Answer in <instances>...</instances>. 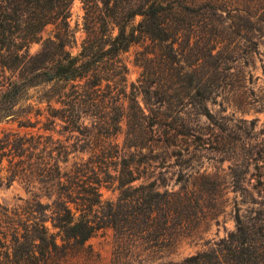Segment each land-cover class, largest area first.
<instances>
[{
  "label": "trees",
  "instance_id": "16d2710c",
  "mask_svg": "<svg viewBox=\"0 0 264 264\" xmlns=\"http://www.w3.org/2000/svg\"><path fill=\"white\" fill-rule=\"evenodd\" d=\"M89 1L84 0L87 36L78 54L73 55L66 49L72 36L68 24L62 28L56 23L54 34L42 39L36 35L45 23L55 22V13L46 14L44 6L53 3L66 5L68 0H0V65L17 70L14 78L0 80V122L18 117L16 107L28 87L75 81L82 77L87 78L89 86L100 87L102 80L109 78L98 72L97 63L106 58L120 61L117 56L120 51L145 38L157 43L162 50L158 66L150 58L144 64L145 69L154 73L155 67L167 68L168 63L171 67L175 65V83L182 89H189L186 95L195 89L199 95L196 111L211 122L213 114L207 103L212 94H217L218 88H224L225 84L235 85L236 81L232 80L231 76L235 73L230 70L236 60L238 45L231 44L230 36L239 35L243 29L250 30L256 26L255 22L264 21V13L256 15L247 2L242 1L97 0L100 4L95 10ZM191 1L195 4L191 5ZM259 3L264 5V0ZM186 14L194 18H187ZM232 17L241 19V22L227 23ZM256 28L264 33L263 25L259 24ZM190 35L202 38V45L196 46L197 40H191ZM34 40H41L40 49L29 53L28 46ZM262 42L253 40L249 48L255 49ZM203 56L208 58L207 63L212 68L209 79L215 81L214 88L206 83L201 85L203 74L198 68ZM220 69L225 70L223 75ZM72 85L75 89L71 93L55 90L47 94L48 99L53 95L59 98L61 95L66 98L72 95L71 100L62 99L64 108L50 111V115L60 118L66 130L83 134L80 114L70 110L80 104L79 95L80 98L83 95L87 97L89 92L87 89L79 91L74 82ZM106 107L110 109L108 121L102 120L101 128L107 136H112L120 126L118 108ZM94 115L98 119L105 117L102 113ZM18 125L33 126L22 120L18 121ZM42 128L50 130L47 122H43ZM137 131L134 128L131 146L140 147L135 134ZM164 134L169 141V138L192 133H187L179 125L165 130ZM46 140L49 144L45 143ZM92 143L93 140L89 141L86 147L90 148ZM84 148L79 142L65 143L43 133L29 138L16 132H3L0 137V164L5 157L9 172L6 179L18 176L30 183L36 181L42 185L49 199L42 203L32 198L20 212L0 205L6 219L0 231V244L6 249V257L10 251H17L19 260L36 264L45 262L67 247L83 245L104 227H112L122 237L150 244L160 240L168 249L183 238L193 239L194 235L189 230L192 219L185 217L183 220L189 225L182 226L176 214L180 205L185 210L199 205V195L195 191L183 187L176 191H161L153 180L134 184L139 180V174L126 164L118 167L112 175L109 171L111 164L107 160L110 155L104 152L105 149L99 153L91 151L86 160L73 159L69 162L70 154L82 152ZM108 178L116 182V200L101 199L100 188L109 182ZM47 221H50V226ZM172 221H175L174 225ZM235 222V230L215 242L214 248L197 251L179 261L155 264H262L264 257L261 249L264 246L260 243L261 239L251 237V228L239 214L235 215ZM176 226L180 230H176Z\"/></svg>",
  "mask_w": 264,
  "mask_h": 264
},
{
  "label": "rangeland",
  "instance_id": "374dc122",
  "mask_svg": "<svg viewBox=\"0 0 264 264\" xmlns=\"http://www.w3.org/2000/svg\"><path fill=\"white\" fill-rule=\"evenodd\" d=\"M200 1L194 0L195 3ZM233 1L247 2L256 15L264 13V5L259 3L262 0ZM89 3L93 10L100 4L97 0H90ZM189 3L195 4L192 1ZM55 4L44 6L46 14L55 13V22L45 23L36 31V35L42 39L54 34L56 23L62 28L68 24L72 36L68 39L66 49L76 55L87 36L86 4L84 0H68L66 5ZM185 17L194 18L187 14ZM234 21L241 22V19L232 17L227 23ZM254 24L256 26L250 30L243 29L239 35L230 36L231 44L238 45L236 60L230 70L235 73L231 76L232 80L236 81L235 85L225 84L224 88H218L217 94H212V99L207 103L213 114L211 122L196 111L199 95L195 89L186 95L189 89H182L175 83V65L171 67V63H168L167 68L155 67L154 73L145 69L144 64L150 58L158 66L162 51L157 43L148 38L133 42L120 51L117 55L120 61L106 58L97 63L98 72L109 78L103 79L100 87L89 86L87 78L82 77L75 81L51 82L24 90L16 107L18 117L0 122V137L3 132H16L29 138L43 133L65 143L79 142L85 148L82 152L70 154L69 162L73 159L86 160L91 151L99 153L105 149L104 152L110 155L107 160L111 164L109 171L112 175L118 167L126 164L139 174L140 178L134 184L153 180L161 191H176L183 187L199 195L198 206L185 210L180 205L176 214L182 226L189 225L188 221L183 220L185 217L192 219L189 229L194 235L192 240L183 238L168 249L160 240L150 244L122 237L112 227H104L83 245L67 247L37 264H155L168 260L179 261L197 251L214 248L215 242L235 230L236 214L251 228V237L260 238L264 246V238H261L264 234V33L256 28L259 24L264 28V21ZM190 36L191 40H197L196 46L202 45V38ZM253 40L263 42L258 43L255 49H250ZM40 46L41 40L31 41L29 53H35ZM246 50L249 52L246 53ZM199 61L201 64L198 69L203 74L201 85L206 83L214 88L215 81L209 79L212 68L207 63L208 58L203 56ZM220 71L222 75L225 73V70ZM16 73L17 70L0 65V80L14 78ZM73 82L79 91L87 89L89 92L88 98L84 95L80 98L79 95L80 104L70 110L71 113L80 114L79 123L83 134L66 130L60 118L50 115V111L64 108L62 99L71 100L72 95L69 98L53 95L48 99L47 94L55 90L71 93L75 89ZM106 105L114 106L116 110L118 108L120 118L118 131L112 136H107L101 128L102 120L108 121L110 109ZM94 113H102L105 117L98 119ZM19 120L26 124L32 123L33 126H19ZM43 122H47L50 130H43ZM179 125L192 134L178 135L166 141L164 131ZM134 128L139 130L135 134L141 143L140 147L131 146ZM91 140V147H86V143ZM45 143L49 144L47 140ZM8 173V162L4 157L0 164L2 207L20 212L32 198L42 203L49 201L41 184L27 182L18 176L8 180ZM108 180L100 188L101 199L116 200V182ZM1 210L0 231L2 225L6 224ZM174 223L171 222L172 225ZM46 224L51 225L50 221ZM260 228L263 229L260 231ZM176 230H180V227L176 226ZM261 250L264 257V248ZM5 253L6 249L0 244V264H36L17 259V251H10L8 257Z\"/></svg>",
  "mask_w": 264,
  "mask_h": 264
}]
</instances>
